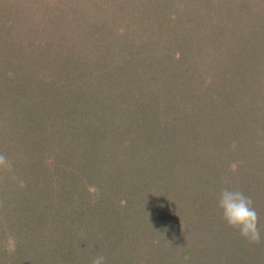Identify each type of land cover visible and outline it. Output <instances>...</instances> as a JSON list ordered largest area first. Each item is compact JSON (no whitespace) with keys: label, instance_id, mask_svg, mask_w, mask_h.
Instances as JSON below:
<instances>
[{"label":"rangeland","instance_id":"374dc122","mask_svg":"<svg viewBox=\"0 0 264 264\" xmlns=\"http://www.w3.org/2000/svg\"><path fill=\"white\" fill-rule=\"evenodd\" d=\"M68 54L74 60L66 61ZM21 75L28 84H17ZM3 79L2 92L9 91L13 104L0 101V122L11 117L12 129L0 128V153L12 164L0 171L1 209L10 207L9 181L34 171L63 192L79 176L83 187L116 194L122 206L131 197L191 192L201 201L214 195L218 218L225 189L264 205V0H0ZM17 86L31 107L29 88L34 95L43 88L45 105L37 103V113H24L15 125L19 117L10 108L20 105ZM53 99L70 109L64 130L48 123L57 131L72 128V138H54L63 153L72 148L77 155L72 167L56 164L41 143L23 136L27 147L16 150L10 140L39 118L41 107L52 110ZM160 172L169 175L161 190L135 181ZM194 221L190 215L166 219L153 233L155 242L126 262L186 264L183 242Z\"/></svg>","mask_w":264,"mask_h":264},{"label":"trees","instance_id":"16d2710c","mask_svg":"<svg viewBox=\"0 0 264 264\" xmlns=\"http://www.w3.org/2000/svg\"><path fill=\"white\" fill-rule=\"evenodd\" d=\"M64 36L70 39L69 35ZM74 45L70 42L71 49L76 48ZM65 49L70 48L64 47L63 51ZM75 56L76 54H68L66 61L74 60ZM33 75L37 77V73ZM63 76L59 74L58 78ZM28 80L29 77L21 75L16 81L17 84L22 82L28 84ZM6 82H8L7 79H3L0 83V101L6 102V106L9 107L7 105L10 99L9 91L2 92ZM14 90H16L15 99L20 103L19 106L24 102L27 104L26 110H17L19 106L15 109L10 108V113L19 117L14 122L17 125L24 113L26 116L27 113L29 115L37 113L36 110L33 112L37 103L42 102V105H45L43 102L45 95L43 88L34 95L30 87L28 94L32 101L36 102L35 106L31 107L28 106L30 101L28 103L25 101L24 94L20 92L18 86ZM19 95L21 96L18 97ZM57 98L60 101H65ZM51 103L52 110L50 107V110L45 109L44 106L41 107L39 113L42 115L40 114L34 122L28 121L27 128L23 129V126L20 128L21 131L24 130L23 133L18 134L15 139L10 138V140L17 145L16 150L26 148L27 143L32 145H34L33 142H38L37 145L41 143L47 153H52L53 157L58 159L56 164L60 159L61 166L69 164L67 166L72 167V161L77 157L75 152L70 148L67 154L63 153L61 151L62 143L54 141V138L64 139L71 135L72 128L70 131L55 129L58 126L61 130L65 129L62 124L70 109H67L66 105L59 108L57 103L54 104V99ZM10 104H13L12 99H10ZM53 107L60 111L56 112ZM0 116L5 117L2 114ZM10 118L6 117L1 121L0 128L11 131L10 126L6 125L10 124ZM43 118L47 121L43 122ZM51 121L56 122L53 123L55 128L48 123ZM66 132L69 133L65 135ZM93 132L96 139L99 140L96 134L98 131L93 130ZM23 136L27 143L23 141ZM70 138L72 137L70 136ZM77 138L73 139L77 140ZM80 139L84 140L80 142V147H83L84 142L88 139V133ZM94 143L96 145L97 142L90 141V144ZM91 148L92 146L89 147V149ZM165 174V172H160L144 177L139 176L135 181L151 187L156 186L161 190L165 186V181L169 179V175ZM30 175L24 179L14 177L13 181H9L10 186L7 187V190H4L11 199L5 202L10 206L9 210L0 208V226L2 227L0 230L3 231L0 232V251L2 253L0 254V264H91L92 259L97 255H103L106 258V264H130L128 261L126 262L128 256L136 255V252L139 254L144 247L149 246L150 241L155 242L153 233L156 231L157 225L163 226L166 219L180 220L186 215L195 218L192 235L188 241L184 240L183 242L185 245L183 246L190 254L187 256L186 264H238L240 261L245 264H264V205L258 206L257 202L254 205L259 208L257 213L260 216L258 226L261 238L259 242H249L243 237H239L237 231L232 234L231 229L233 228H230L226 221H217L223 217V213L222 216L216 218L217 208L213 207L212 202L215 198L214 195H206L205 199L201 201L198 195H196L197 199L195 198L196 193L193 188L191 189L195 194L190 192L189 195H184L178 191H170L169 194L160 192L155 196L147 194L145 197H138V199L127 198L122 206L116 204L119 202L116 194L103 193L99 186L95 187L99 193L97 191L91 193L89 188L83 187V178L80 179L79 176V181L70 180L71 185L65 190L66 192H63L56 190L55 186L49 184L50 179L43 178L38 171H34V174ZM150 178L153 180L150 181ZM21 181H23L24 187H21ZM116 181L120 184L125 182L121 179H115ZM14 185H18V187L15 188ZM220 195L219 192L218 196L220 197ZM167 199H171L172 202L169 203ZM133 200L135 202L137 200V203L134 204ZM259 202H264V200ZM218 210L222 211L220 208Z\"/></svg>","mask_w":264,"mask_h":264},{"label":"clouds","instance_id":"9594fccd","mask_svg":"<svg viewBox=\"0 0 264 264\" xmlns=\"http://www.w3.org/2000/svg\"><path fill=\"white\" fill-rule=\"evenodd\" d=\"M11 169L12 164L7 156L0 153V171H11ZM21 187H24L23 181H21ZM89 191L95 193L97 189L90 187ZM253 203L250 197L239 190L225 189L219 198V207L222 209L226 223L238 230L241 237L249 242H259L261 238L258 226L259 216ZM91 264H106V258L103 255H97L92 259Z\"/></svg>","mask_w":264,"mask_h":264}]
</instances>
